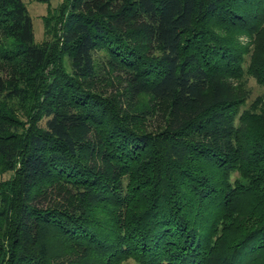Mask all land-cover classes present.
Returning <instances> with one entry per match:
<instances>
[{"label":"trees","instance_id":"16d2710c","mask_svg":"<svg viewBox=\"0 0 264 264\" xmlns=\"http://www.w3.org/2000/svg\"><path fill=\"white\" fill-rule=\"evenodd\" d=\"M208 16L250 28L264 0H62L41 43L0 0V264H264V110Z\"/></svg>","mask_w":264,"mask_h":264},{"label":"rangeland","instance_id":"374dc122","mask_svg":"<svg viewBox=\"0 0 264 264\" xmlns=\"http://www.w3.org/2000/svg\"><path fill=\"white\" fill-rule=\"evenodd\" d=\"M26 4L28 11L32 17L34 36L37 42H44L50 39V33H45V18L51 15L56 16L58 13V7L62 3V0H23ZM53 22L55 18L53 17ZM209 30L215 31V35H224L227 39L236 38L239 41L240 48H244L243 51V71L241 76L237 78L238 85L242 89L244 103L243 110L250 109L254 111L264 110V80L260 75V68L264 66L261 60L264 59V19L261 20L256 26H230L225 27L220 24V20L216 17H207ZM240 26V25H238ZM104 49H98L94 51L96 59V75L94 76L95 87L99 84V90H109V86L104 85L105 78L109 77L108 72L112 68V64L106 58ZM258 60V61H257ZM66 63V61H65ZM113 73V71H112ZM99 80V81H98ZM96 83V84H95ZM102 86V87H101ZM145 100V98H143ZM8 104L12 105V113L21 119H25L24 116L29 99L18 100L15 97L8 98ZM164 107H158L157 115L153 116L150 120L160 119L161 115H164ZM148 117H145V122H148ZM152 123L150 124V126ZM6 164H0V180L8 179L11 177L12 171L6 169ZM231 181L234 182L237 178L241 180H247L241 175L239 170H232L230 173ZM122 264H137L133 259H127Z\"/></svg>","mask_w":264,"mask_h":264}]
</instances>
